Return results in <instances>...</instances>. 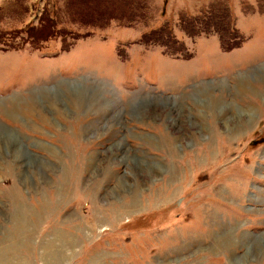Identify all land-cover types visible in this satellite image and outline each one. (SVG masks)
Masks as SVG:
<instances>
[{
	"label": "rangeland",
	"instance_id": "1",
	"mask_svg": "<svg viewBox=\"0 0 264 264\" xmlns=\"http://www.w3.org/2000/svg\"><path fill=\"white\" fill-rule=\"evenodd\" d=\"M0 264H264V0H0Z\"/></svg>",
	"mask_w": 264,
	"mask_h": 264
},
{
	"label": "trees",
	"instance_id": "2",
	"mask_svg": "<svg viewBox=\"0 0 264 264\" xmlns=\"http://www.w3.org/2000/svg\"><path fill=\"white\" fill-rule=\"evenodd\" d=\"M40 32H45L44 29L40 30ZM50 35V34H49ZM48 36V35H47ZM239 43V42H238ZM237 44H233L232 46H236ZM227 48V47H226ZM228 49V48H227Z\"/></svg>",
	"mask_w": 264,
	"mask_h": 264
},
{
	"label": "crops",
	"instance_id": "3",
	"mask_svg": "<svg viewBox=\"0 0 264 264\" xmlns=\"http://www.w3.org/2000/svg\"><path fill=\"white\" fill-rule=\"evenodd\" d=\"M159 86H160V83H159Z\"/></svg>",
	"mask_w": 264,
	"mask_h": 264
}]
</instances>
